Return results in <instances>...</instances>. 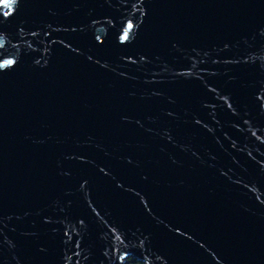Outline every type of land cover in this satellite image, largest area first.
<instances>
[{
	"label": "water",
	"instance_id": "obj_1",
	"mask_svg": "<svg viewBox=\"0 0 264 264\" xmlns=\"http://www.w3.org/2000/svg\"><path fill=\"white\" fill-rule=\"evenodd\" d=\"M3 27L0 264H264V0H22Z\"/></svg>",
	"mask_w": 264,
	"mask_h": 264
},
{
	"label": "snow or ice",
	"instance_id": "obj_2",
	"mask_svg": "<svg viewBox=\"0 0 264 264\" xmlns=\"http://www.w3.org/2000/svg\"><path fill=\"white\" fill-rule=\"evenodd\" d=\"M21 2L22 0H0V78L17 71L23 63L21 57L17 54L19 45L13 44L12 40L7 38V29L3 27L6 24H10L15 18V14L19 11ZM140 4H143V0H140ZM135 27H138V25H136ZM133 28L134 24L131 20L127 21L126 26L122 23V35H120L119 33L117 34V38L120 43L129 41V36L130 33H132ZM75 30L76 29H73V31ZM33 35H35V33H33ZM96 39L99 40V37H96ZM36 63L40 64V61L37 60ZM229 107H231V105H229ZM168 114L171 115V113ZM128 163H132V161L128 160ZM100 171L105 176L108 175L107 172H104V169H101ZM81 223H83V221H81ZM77 247H79L78 244ZM41 251H43V249H41ZM74 254L79 255V253ZM64 259L70 260L71 258L65 256ZM120 259L124 260L125 257L122 256L120 257Z\"/></svg>",
	"mask_w": 264,
	"mask_h": 264
},
{
	"label": "trees",
	"instance_id": "obj_3",
	"mask_svg": "<svg viewBox=\"0 0 264 264\" xmlns=\"http://www.w3.org/2000/svg\"><path fill=\"white\" fill-rule=\"evenodd\" d=\"M127 264H143L140 261L134 259V258H129L127 259Z\"/></svg>",
	"mask_w": 264,
	"mask_h": 264
}]
</instances>
